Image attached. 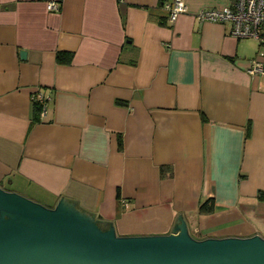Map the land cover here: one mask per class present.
Returning <instances> with one entry per match:
<instances>
[{"label": "crops", "instance_id": "1", "mask_svg": "<svg viewBox=\"0 0 264 264\" xmlns=\"http://www.w3.org/2000/svg\"><path fill=\"white\" fill-rule=\"evenodd\" d=\"M48 1L0 0V186L121 235L264 237V42L198 16L231 0Z\"/></svg>", "mask_w": 264, "mask_h": 264}, {"label": "water", "instance_id": "2", "mask_svg": "<svg viewBox=\"0 0 264 264\" xmlns=\"http://www.w3.org/2000/svg\"><path fill=\"white\" fill-rule=\"evenodd\" d=\"M0 211V264H264L263 236L198 239L182 214L173 233L121 235L111 221L103 228L61 201L46 205L1 186Z\"/></svg>", "mask_w": 264, "mask_h": 264}, {"label": "built area", "instance_id": "3", "mask_svg": "<svg viewBox=\"0 0 264 264\" xmlns=\"http://www.w3.org/2000/svg\"><path fill=\"white\" fill-rule=\"evenodd\" d=\"M48 7L58 9L59 2L49 0ZM186 10L185 0H174L170 6L171 21L176 20L177 16ZM198 16L202 20L230 22L231 31L235 36L252 37L259 42H264V0H231L222 8L205 7L198 12ZM249 71L264 72V61L252 59Z\"/></svg>", "mask_w": 264, "mask_h": 264}, {"label": "trees", "instance_id": "4", "mask_svg": "<svg viewBox=\"0 0 264 264\" xmlns=\"http://www.w3.org/2000/svg\"><path fill=\"white\" fill-rule=\"evenodd\" d=\"M73 53L72 52H67V51H63V50H58L57 54H56V58L59 62H70L72 59ZM35 110L37 109V112H34V118L37 119L38 118V112L41 109V104L39 101H35ZM259 197L264 198V194L259 193ZM209 198H207L206 200H204L202 202L201 208L203 209L204 206L207 204ZM211 208V207H210ZM209 208V210H210Z\"/></svg>", "mask_w": 264, "mask_h": 264}, {"label": "flooded vegetation", "instance_id": "5", "mask_svg": "<svg viewBox=\"0 0 264 264\" xmlns=\"http://www.w3.org/2000/svg\"><path fill=\"white\" fill-rule=\"evenodd\" d=\"M0 214H1V211H0Z\"/></svg>", "mask_w": 264, "mask_h": 264}]
</instances>
